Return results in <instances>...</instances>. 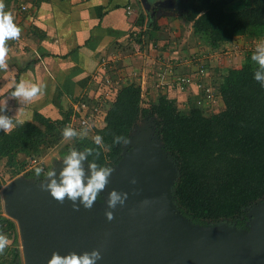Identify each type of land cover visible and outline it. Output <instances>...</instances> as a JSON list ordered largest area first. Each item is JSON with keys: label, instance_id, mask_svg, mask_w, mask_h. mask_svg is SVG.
I'll return each instance as SVG.
<instances>
[{"label": "trees", "instance_id": "1", "mask_svg": "<svg viewBox=\"0 0 264 264\" xmlns=\"http://www.w3.org/2000/svg\"><path fill=\"white\" fill-rule=\"evenodd\" d=\"M180 5L184 18L192 22L193 33L203 36L211 48L239 35L264 39V0H184ZM252 54L246 52L242 65L221 78L218 111L206 114L192 104L184 112L165 94L142 104L140 85L127 81L109 104L103 126L92 135L73 137V148L92 149L89 161L114 168L125 143H114V137L128 141L139 118L154 116L159 142L177 169L171 186L177 211L196 225L227 221L247 229L246 210L264 198V87L253 79L258 65L251 60ZM67 117L68 113L51 120L34 112L31 121L18 124L11 132L0 130V159L17 166L19 153L37 157L43 146L63 138ZM95 135L102 137L100 145L94 143ZM26 174L33 181L42 178ZM4 183L0 179V189ZM0 232L11 240L10 257H5L6 248L0 253V264H23L17 226L1 212Z\"/></svg>", "mask_w": 264, "mask_h": 264}, {"label": "crops", "instance_id": "2", "mask_svg": "<svg viewBox=\"0 0 264 264\" xmlns=\"http://www.w3.org/2000/svg\"><path fill=\"white\" fill-rule=\"evenodd\" d=\"M139 1L141 7L137 8L135 0H0L3 11L10 12L21 29L17 39L5 42L8 68L0 69V103L6 99L4 114L12 117L16 126L31 121L34 112L51 120L61 119L69 112L72 100L96 92L100 78L112 66L117 69L120 82L138 81L143 104L156 101L159 94L174 96L171 99L182 106L188 105L191 97L193 101V96H184L172 80L167 87L170 76L164 86L157 87L153 72L157 67H173L177 73L194 75L197 64L207 68L208 62L213 65L217 57H211V50L205 61L198 56L204 49L202 36L193 33L192 22L179 17L170 0L152 13ZM129 4L133 8L130 14ZM140 14L144 16L142 21ZM138 31L147 33L145 42L143 36L134 38ZM229 42L232 45L224 58L227 64L237 57L233 55L238 51L233 46L235 38L216 47H225ZM128 46L133 50L129 51ZM131 73L140 76L131 78ZM20 81L44 87L31 101L21 102L10 96ZM106 101L109 102L107 98Z\"/></svg>", "mask_w": 264, "mask_h": 264}, {"label": "water", "instance_id": "3", "mask_svg": "<svg viewBox=\"0 0 264 264\" xmlns=\"http://www.w3.org/2000/svg\"><path fill=\"white\" fill-rule=\"evenodd\" d=\"M151 1L141 0L150 13L166 5V0ZM148 146L135 141L131 151H122L103 201L91 208L79 201L75 208L68 199L57 201L40 187V180L19 176L6 183L1 188L3 208L16 220L23 264H47L54 251L79 254L93 248L101 253L96 264H264V202L259 200L249 212L247 229L217 224L192 228L170 205L173 180L168 187V169ZM111 189L128 195L123 205L109 209V220L104 202ZM202 235L207 241L194 242Z\"/></svg>", "mask_w": 264, "mask_h": 264}, {"label": "rangeland", "instance_id": "4", "mask_svg": "<svg viewBox=\"0 0 264 264\" xmlns=\"http://www.w3.org/2000/svg\"><path fill=\"white\" fill-rule=\"evenodd\" d=\"M170 1H171V4L173 5L172 8H177V12H179V17L184 18V16H183L184 10H183V7L180 5L182 3V1H184V0H170ZM135 3L137 4V8L141 7L139 0H135ZM140 10H141V8H139V12H140ZM146 34L147 33L141 34V32H140V33L134 35L135 36L134 38L139 39V37L142 38V36H143L144 42H145L148 38V36ZM157 34H158V36H160L159 33H157ZM237 37H239V36H237ZM237 37H235V42H234L235 44L233 45V46H236L238 48L237 54H233L237 57L234 59V61H231L232 62L231 64H227V63H224V60H225L224 58H226V56H228L229 53H227L226 51L230 50L228 47L231 46L232 43L229 42V45L227 44V46H225V47H224V45L223 46L221 45L219 48H211L210 46H208V42H205V39L202 36L201 40H203V44L205 46L203 45L204 49L202 52H200V54H198V56H200L202 58H206V59H203V61H205V60H207V58H210L207 51L211 50L212 52H214V53H212L211 57L214 55L217 57V58L215 57L216 61L213 63V65H210V62H208L207 68L205 70V74H204V76H202V77H204L202 79V83L205 86H199L198 87L197 84L195 83V79H199L200 75L197 76V74H194V75L192 74L190 76L191 77L190 82L186 83V85H184V87H178V85L175 83L177 75H188V74L177 73V70H175L173 67L169 68V69L157 67L155 73L153 72V74H155L154 76L157 79L156 80L157 87L164 86L165 81H166V77L170 76V77H167L168 80L166 81L168 88L170 87V85H172V83H171V80H172L173 85L175 84V87L182 94H185L184 96H187V95L193 96V101H192V97H191L188 105L182 106V105H179L178 103L175 102L176 106L180 110H182L184 112H188L189 107L192 104L195 105V103H194V101H195V102H200L202 105L205 106L203 108V110L205 111L206 114H210L212 112L218 111L222 106V101H220L221 99L218 98V96H220L219 91H218V84L220 83L221 78L224 76L225 73H228L229 69L233 68L232 66H235L237 64L239 65V63L242 64L244 62L246 52H248V51L254 52L256 44L260 41V39L247 37L245 35L241 36V38H239V39H236ZM143 45H145V44H143ZM221 47H222V49H221ZM127 49L129 51L131 49L133 50V48H131L130 46H128ZM230 55H232V54H230ZM218 56H219V58H218ZM198 65L199 64H197L196 68L198 67ZM238 65H237V68H239L241 66L240 65L238 67ZM116 70H115V67L113 68V66L110 69H108V76L110 78V83L108 84L107 87L104 88V93L108 97L107 99L109 100V102L107 101L106 103L105 102L101 103V105H100L101 109L99 108L100 113H98V118L95 122V125H92V124H94L92 122V123H90L91 124L90 127L87 128L88 129L87 134H89V135H92V132L95 128H100L103 126L104 121L102 118L104 117V114H105L107 108L109 107V104L113 101L112 99H114V97H115L114 95H116V92L119 89V87L125 83V82L119 81V78H118L119 74L117 73ZM208 72H209V74H208ZM151 73H152V71H151ZM128 76L131 77V76H140V75H137V74L132 75V73H131V75L129 74ZM136 83H138V81ZM193 86L195 88H198L200 91L196 90ZM192 87L195 89V91L192 90L193 89ZM203 87H205V88H203ZM190 88H192V89H190ZM190 90H192V91H190ZM209 95H211V99L208 98ZM171 97H168V98L171 99ZM73 101L74 100H72V103H73ZM72 103H71V106H72ZM155 120L156 119L154 116L146 117V118H139L136 121L135 126L130 133L129 140L123 144V150H125V153L128 151H131L134 147L135 141H140V142L144 143L145 145L148 144L149 145L148 147H151L150 150L152 151V153L155 154L156 161L161 165L162 168L168 169V187H169V184L172 182V180L174 181L176 178L177 170L175 169L176 166H175L174 160L170 157V155L166 151L161 150V143L159 142V139H158V137L156 135V131H155ZM71 149H74L73 148V139L72 138L66 139L63 137L62 139H60L58 141V143H56L52 146H49V147L43 146L37 157L40 158L42 165H43L45 170H47L48 168L53 167V166L56 168V170H58L57 168H60L61 166L63 167L62 161L60 159L64 155H66ZM28 158H30V157L28 155L23 154V153H19L17 155V159H18L19 164H20V162H22V163H24V165H23V167L21 165V169H20L19 173L16 175L14 174V172H15L16 168L19 166V164L17 166L16 165L15 166H9L6 163V159L1 158L2 160H0V179L3 180V182H5L3 184V186L6 183L10 182L11 180H13L19 176L26 177L25 176L26 173L32 175L30 177H33V175H35L34 170H33L35 167L31 168V169H25V166L28 163ZM84 167L86 169V166H84ZM31 179H33V178H31ZM104 197L105 196H104V192H103V193H101V196L98 198V201H100V202L103 201ZM169 197H170V203H171V204L170 203L169 204L171 206H173L174 209L176 210V206H175L173 198L171 197V195H169ZM261 201L264 202V198ZM257 202H259V201H257ZM105 203L106 202H104V204ZM256 205L257 204L255 203L254 205L250 206L246 210V215L248 218L247 224L251 220V218H250V216H248V214H250L249 212L251 210H254L253 208H255L254 206H256ZM99 209L104 210V207L99 208ZM0 212L4 216L10 218L6 214V212L3 208V196L1 194H0ZM10 219L13 220L12 218H10ZM13 221L15 222V224L17 226L16 220H13ZM220 223H222V224H220ZM216 224L220 225L222 227H230L232 225L231 223H228L227 221H218V222H214L213 224H210V225L212 227H214ZM210 225H207V226H210ZM189 226L192 228H196V226L194 224L193 225L190 224ZM3 234L6 235V233H3ZM17 237H18V242H19V246H20L18 227H17ZM207 237L208 236L202 235L201 237H199V239L195 238L194 242L203 243V242L207 241L206 240ZM10 248H11V240H10L9 246L7 247V250ZM8 252H9V250L7 251V253ZM5 257L9 258L10 257L9 253L6 254Z\"/></svg>", "mask_w": 264, "mask_h": 264}, {"label": "clouds", "instance_id": "5", "mask_svg": "<svg viewBox=\"0 0 264 264\" xmlns=\"http://www.w3.org/2000/svg\"><path fill=\"white\" fill-rule=\"evenodd\" d=\"M155 2V0H154ZM21 29L14 22V18L10 12L3 11V3L0 2V69L6 70L8 68L6 57L8 49L5 45L7 40L17 39L20 36ZM258 68L253 73V79L259 82L261 87H264V39H261L255 46V51L251 56ZM44 85L20 81L15 83L13 91L10 93L11 97L18 98L21 102L31 101L38 96ZM6 107V99L0 103V130L5 133L11 132L16 126L13 118L4 114ZM16 123H20L17 121ZM87 127L82 128L77 132L71 126H66L62 129V136L70 139L78 136L87 135ZM94 143L100 145L102 137L95 135L93 137ZM127 142L121 136L114 137V143ZM92 154V149L85 148L84 150L71 149L60 160L63 167L60 169L57 178L56 168L50 167L47 170L41 166H36L34 172L36 177L40 179V187L46 189L53 198L57 201L63 202L68 199L73 202L72 206L78 207L77 201L85 208H91L94 202L103 193L105 186L108 183V178L113 172V167L109 165H98L95 160L89 161L88 157ZM87 161V171L84 167V162ZM47 181L46 183L44 181ZM133 183L135 180L132 181ZM126 192H118L111 189L108 192V199L106 201L107 208L105 209V216L111 220L113 213L109 209H113L117 204L123 205L127 199ZM10 239L7 235L0 232V253L9 246ZM101 258L99 250L93 248L90 251H84L79 254L76 252H68L64 255L52 252L47 264H96Z\"/></svg>", "mask_w": 264, "mask_h": 264}, {"label": "built area", "instance_id": "6", "mask_svg": "<svg viewBox=\"0 0 264 264\" xmlns=\"http://www.w3.org/2000/svg\"><path fill=\"white\" fill-rule=\"evenodd\" d=\"M24 8L25 7L22 6V9ZM132 11H133V8L129 4L127 6V13L130 14ZM140 32L141 31H138V33ZM205 70L206 68L204 67V64L199 63L197 70L195 72L197 76L200 75L199 79H195V83L197 84L198 87L205 86L202 83V79L204 78L202 76H204ZM190 76L191 75L189 74L188 75H177L175 83L178 85V87H184L186 83L190 82V79H191ZM99 83H100L99 87L96 90V92L93 93V95H82L74 99L72 106L69 109L68 117L65 121L66 126H71L75 130L80 131L82 128H85V127L89 128L91 125L90 123L92 122L94 123L92 125H95V122L98 118V113H100V109H101L100 105L102 102L103 103L105 102L106 98H108L104 93V88L107 87L108 84L110 83V78L108 76V73H105L102 76V78H100ZM208 98L211 99V95H209ZM36 166H41L42 168H44L39 157H30L28 158V163L25 166V169H31Z\"/></svg>", "mask_w": 264, "mask_h": 264}]
</instances>
